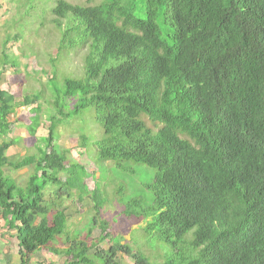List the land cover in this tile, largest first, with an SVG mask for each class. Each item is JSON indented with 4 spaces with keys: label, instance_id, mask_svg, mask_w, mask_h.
<instances>
[{
    "label": "trees",
    "instance_id": "16d2710c",
    "mask_svg": "<svg viewBox=\"0 0 264 264\" xmlns=\"http://www.w3.org/2000/svg\"><path fill=\"white\" fill-rule=\"evenodd\" d=\"M47 1L46 18L59 34L49 62L82 53L79 79L56 82L54 72L49 79L56 116L93 109L102 132L87 145L92 153L103 162L153 170L145 185L148 204L129 199L122 216L143 222L138 233L144 242L151 238L167 250L163 260L149 263L120 244L99 219L97 190L90 194L96 241L66 236V248L47 249L65 231L59 201L71 190L79 201L85 195L76 180L82 169L65 168L53 122L36 155L8 161L9 117L17 107L35 106L27 127L34 137L41 95L16 103L0 90V229L14 234L18 264H30L41 251L66 258L64 264H118V254L131 256L133 264H264V0ZM17 2L24 21L35 3ZM3 58L2 65L17 66ZM66 99L75 100L71 114L64 112ZM5 167L32 172L18 186ZM60 173L70 174L69 183L59 181ZM47 185H56L55 203L44 200ZM104 241L109 247L98 250Z\"/></svg>",
    "mask_w": 264,
    "mask_h": 264
},
{
    "label": "rangeland",
    "instance_id": "374dc122",
    "mask_svg": "<svg viewBox=\"0 0 264 264\" xmlns=\"http://www.w3.org/2000/svg\"><path fill=\"white\" fill-rule=\"evenodd\" d=\"M34 1L30 16L21 21L18 16L22 14L18 8L17 0H0V90L7 91L13 95L16 103H20L23 96L39 93L41 99L37 102L40 119L35 136L28 135L27 127L29 119L33 117L35 106L17 107L9 117L10 133L6 141L12 145L6 153L8 161H15L25 156L37 154V147H42L41 139L46 136L49 122L55 123L54 147L58 153L66 152V169L75 164L82 170L76 178L85 187V195L78 200V191L71 190L69 197H63L59 201L66 216L65 231L62 236L57 237L47 249L62 250L68 245L65 241L67 236L70 241L94 242L100 234L94 215L90 194L97 190L100 192L102 201L99 219L106 225L111 236H115L120 244L126 243L132 254L139 251L146 256L149 263H156L158 259L163 260L167 250L166 246L148 239L144 242V235H139V227L143 222L136 224L137 218L122 216L123 206L129 199H142L144 206L148 204L149 195L146 193L145 185L153 178V170L132 163L103 162L92 153L89 148L95 141L94 136L101 135L100 119L96 118L95 111L91 108L69 118L56 116L51 104L49 92V79L54 72L55 81L60 82L62 78L79 79L81 76L82 60L81 52L64 56L54 64L49 58H54L59 34L54 27L48 23L46 8L52 7V2L47 0ZM67 3L79 6L97 5L101 0H64ZM90 1L89 4L87 2ZM47 17V18H46ZM13 18L15 20H13ZM42 24L43 26H41ZM17 35L18 38L14 39ZM4 56L16 60L17 66L10 64L2 65ZM52 68L54 70H52ZM64 112L71 114L75 107L74 99L64 101ZM81 112V113H80ZM100 128V129H99ZM88 144L85 145L86 138ZM89 147H88V146ZM86 148V151H85ZM121 164V165H120ZM119 166L121 169L119 170ZM32 167L19 171H13L9 167L4 168V173L11 177L18 186H23ZM70 174L60 173L58 179L67 181ZM69 183V182H68ZM47 185L43 191L44 200L47 203H55L53 194L56 185ZM142 207V205H141ZM95 217V218H94ZM95 219V223H93ZM98 219V220H99ZM0 229V264H18L16 241L12 232H3ZM89 233V234H88ZM11 236V237H10ZM192 233L185 235V241L191 240ZM114 238V237H113ZM109 242L104 241L97 246L98 250H106ZM93 251L88 252L92 256ZM144 256V257H145ZM64 257L53 256L48 252L35 253L30 264H64ZM118 264H133L131 256L118 254ZM96 264H100L96 262Z\"/></svg>",
    "mask_w": 264,
    "mask_h": 264
}]
</instances>
